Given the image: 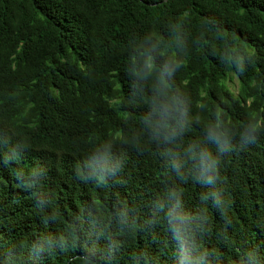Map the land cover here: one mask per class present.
<instances>
[{
    "label": "trees",
    "instance_id": "obj_1",
    "mask_svg": "<svg viewBox=\"0 0 264 264\" xmlns=\"http://www.w3.org/2000/svg\"><path fill=\"white\" fill-rule=\"evenodd\" d=\"M0 264H264V0H0Z\"/></svg>",
    "mask_w": 264,
    "mask_h": 264
},
{
    "label": "rangeland",
    "instance_id": "obj_2",
    "mask_svg": "<svg viewBox=\"0 0 264 264\" xmlns=\"http://www.w3.org/2000/svg\"><path fill=\"white\" fill-rule=\"evenodd\" d=\"M230 87L232 88V90H234L235 92L238 91V82L237 79H233L230 83Z\"/></svg>",
    "mask_w": 264,
    "mask_h": 264
}]
</instances>
